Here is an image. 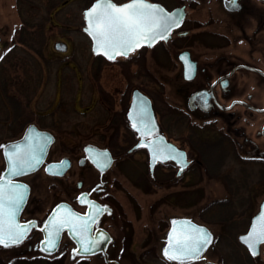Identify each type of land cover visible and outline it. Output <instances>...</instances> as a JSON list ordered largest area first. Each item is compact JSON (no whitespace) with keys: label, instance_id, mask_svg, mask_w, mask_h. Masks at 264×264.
I'll use <instances>...</instances> for the list:
<instances>
[{"label":"rangeland","instance_id":"rangeland-1","mask_svg":"<svg viewBox=\"0 0 264 264\" xmlns=\"http://www.w3.org/2000/svg\"><path fill=\"white\" fill-rule=\"evenodd\" d=\"M22 1L28 4L27 9L19 7L17 11L14 0H5L0 7V29L5 32L2 37L6 42L0 52V70H3L2 76L10 83L7 92L18 101L15 106L16 113L12 112L11 107L6 108V111L0 110V142L18 138L27 124L34 123L40 129L50 130L55 134V144L50 149L48 160L74 155L80 146L85 144L84 142L90 140L100 145L115 146V143H111V138L117 136L119 140L117 146H122L129 132L121 125L105 126L108 121L105 119H109L116 110L107 113L101 104V98L105 96L106 90L112 93L114 88L126 91L134 86L144 85L151 89V96L160 111L167 109L168 135L178 140L177 143L189 152L188 159L191 163L178 177L177 167L173 164L158 168L157 179L167 180V186L162 188L154 187L148 181L146 156L142 151L118 161L113 166L110 191L121 214L120 225L114 230L124 247L120 258L130 261L131 264H164L151 240L153 235L166 228L165 217L168 219L186 216L197 222L207 205L223 199H231L232 203L226 206V209L220 208V212L228 210L227 213H221L220 218L228 214L230 218L227 221H235L233 230L241 232L236 219L246 223L247 218L257 210L259 201L264 198V183L257 184L252 173L250 176L253 178L252 182L245 188L247 191L236 189L233 193L228 189L230 181L227 174L231 167L230 160L224 161L225 164L220 167L222 174L217 175L205 162V159L211 157L196 156L191 143L187 140L188 133L203 135L204 129L217 132L227 129L228 126L221 122L199 125L190 120L192 119L190 117L181 118L182 114L176 107L177 101L170 95V87L165 82V72L169 68L164 69L166 58L160 56L154 63L150 60L151 66L146 60L140 67L136 65L132 67V55L126 59L118 57L111 61L93 55L91 42L82 28L83 10L95 0ZM56 1L61 3L60 10L52 21L59 27L51 30L50 17L56 9L51 7ZM113 1L121 4L129 0ZM151 1L168 8L177 2ZM21 24L23 30L20 29ZM24 25L27 26L26 30ZM40 25L44 28L37 31L36 26ZM61 41H66L68 47ZM57 42L62 43L58 50L54 47ZM158 52L159 49L157 55ZM64 62L72 63V66L76 67V72ZM143 67L149 68L150 72L146 69L150 73L148 76L143 72ZM249 85L252 106L256 109L262 108L264 89L259 87L254 79L250 80ZM91 98L94 99V105L88 110ZM235 113L242 114V110L237 109ZM263 120L264 113L246 114L245 118L233 124V136L244 131L246 137L252 138L263 148L264 140L254 136L257 125ZM204 126L206 127L203 128ZM235 138L242 141L240 137ZM2 167L0 153V170ZM234 176L232 174L230 178ZM30 178L36 200H41L44 205L40 212H44L56 201L55 198L59 195L58 188L42 172ZM207 216L211 215L205 213L201 220L217 232L227 231L222 220L225 221L228 217L222 220L217 218L211 222L206 219ZM229 243L231 249L236 245L235 239L233 241L232 238L229 239ZM225 249L222 247L223 253L227 252ZM20 258L18 251L14 249L0 250V264H67L66 260H59L60 258L56 261H40L33 258L26 262Z\"/></svg>","mask_w":264,"mask_h":264},{"label":"flooded vegetation","instance_id":"flooded-vegetation-1","mask_svg":"<svg viewBox=\"0 0 264 264\" xmlns=\"http://www.w3.org/2000/svg\"><path fill=\"white\" fill-rule=\"evenodd\" d=\"M4 1L0 0V7H2ZM148 1L158 3L151 0ZM176 1V5L171 8L161 4L167 11L181 8L183 12L179 27L169 32L167 40H159L152 46H142L129 55L121 57L126 59L132 55V67L135 65L140 67V64L146 62V60L149 63L150 60L154 63V60L160 56L166 58L169 66H167L166 62L164 69L169 68L165 72L166 75L164 74L165 82L170 87V95L177 101V105H175L182 114L181 118L185 116L190 117L192 118L190 120L199 125H209L211 122L219 124L221 122L228 126L227 129L217 132L204 129L202 130V132L205 131L203 135H201L202 133H188L187 140L191 143L196 156H200V158L212 156L214 163L211 166V170L217 175L222 174L220 173L222 171L220 167L222 168L225 164L224 161L226 159L230 160L231 167L227 174L230 181L228 189L233 191V193L236 189L247 191L245 188H247L246 185L248 186L252 182L253 178L250 177L252 173H254V179L257 181V184L264 183V146L262 148L252 138L246 137L244 131L235 136L241 138L242 141H239L233 136L234 130L232 126L239 119L245 118L246 114L256 115L264 113V105L262 108L257 109L261 111L248 108V106L253 107L250 101V89H248L250 80L254 79L259 87L264 89V0ZM113 2L116 3L115 1ZM60 4V2L56 1L54 6L51 7L56 8L50 17L51 30L59 27L52 20L57 16ZM14 6L18 11L19 7L27 9L28 4L22 0H14ZM43 28V25L36 26L37 31H42ZM20 29L23 30L22 24ZM24 29L26 30L27 26L24 25ZM31 30H33V27ZM3 34L5 32L0 29V52L2 47L6 45L2 37ZM62 43L68 47L66 41ZM157 49H159L158 55ZM64 63L76 72V67H73L72 63ZM149 65L151 66V63ZM153 68L155 67L153 66ZM146 69L150 72L149 68L146 67H143V72L148 76L150 73ZM143 87L141 85L134 86L126 91H122L121 88H114L112 89V93L106 90L105 96L101 98V104L107 113L113 111V109L116 110L109 119H105V121L108 120L105 126H108V124L109 126L121 125L129 132V136L126 137L125 144L122 146H117L119 143L117 136L116 138H111V143H115V146L100 145L92 140L84 142L85 144L97 145L98 148L106 149L109 152L112 164L107 171H99L89 160L88 154L83 153L81 146L76 154L64 156L69 158L70 167L63 175H46L44 169H40L37 173H44L48 180L57 186L59 193L58 197L55 198L56 201L52 202L44 212H40V209L44 208L42 201L36 200L34 196V187L32 180H30L32 179L30 177L34 174L25 178L26 182L31 185V193L20 214V222L35 220L37 229L29 234L21 248L14 249L18 251L21 261L24 260L26 262V260L30 261L33 258L36 260L40 259V261H56V259L60 258L59 260H66L67 264H131L130 261L120 258L124 247L114 232L120 225L121 214L110 191L113 182L112 168L118 161L130 157L138 151H142L146 156L148 181L154 187L162 188L167 186V180L162 181L157 179L156 171L162 166H167V164L172 165V163L157 162L151 173L148 168L149 154L147 149L140 147L131 151L132 147L141 138L131 128V124L127 118V112L135 90L149 99L163 136L180 146L177 143L178 140H174L168 135L167 109L161 112L154 98L151 96V89ZM93 105L94 99L91 98L88 110ZM237 109H241L242 114H236L235 110ZM257 126L258 128L254 136L264 140V120ZM143 140L150 141L151 139L150 136H144ZM186 152L188 155L189 152L187 150ZM95 153L91 152L90 154L94 155ZM64 157L53 161H59ZM253 166L255 167L251 168ZM232 174L235 176L230 178ZM251 188L253 189V187ZM81 194L84 195L85 202H81L79 199ZM230 200L223 199L213 202L207 205L206 209L201 212L202 215L197 222L206 225L210 229L213 234L212 245L204 250L200 258L188 263L264 264V242L259 244L258 254L253 255L239 241V237L246 234L250 229L252 219L259 212L264 198L259 201L257 210L247 218L248 220L246 219V223L236 219L237 227H241V232L233 230L235 221H227L230 218L228 214L220 218L221 213L228 212V210L220 212V208L226 209V206L232 203ZM87 202L106 206L99 209V215L96 217L95 222L90 225L92 231L88 234L94 237L97 232H102L106 234L107 238L100 243L97 249H93L91 253H81L80 245L77 244L78 238L73 233L75 238H72L73 236L71 237L65 230L61 232L56 252L53 254L43 252L39 247V242L43 238L40 227L44 224L51 209L56 204L64 203L68 207H61V212L68 213L70 209L72 212L85 215L89 213V204ZM214 208H216L215 211ZM205 213L206 215H211L206 217L211 222L214 219L217 220V218L222 220L228 217L225 221L222 220V223H225L227 231L217 232L207 223L203 222L201 219ZM62 215L64 216V214ZM164 220L166 228L159 234L153 235L151 242L164 264H180L172 263L164 257L163 250L167 244V230L170 226L167 217ZM230 238L233 241L235 239L236 242L233 249L230 247ZM222 247L226 248V253L222 252ZM73 248L77 249L76 253H73Z\"/></svg>","mask_w":264,"mask_h":264},{"label":"snow or ice","instance_id":"snow-or-ice-1","mask_svg":"<svg viewBox=\"0 0 264 264\" xmlns=\"http://www.w3.org/2000/svg\"><path fill=\"white\" fill-rule=\"evenodd\" d=\"M86 18V30L95 42V51L109 59H114L117 54L126 56L142 43H154L158 39L166 38L167 33L177 26L180 20L179 16L166 12L161 5L149 3L148 0H129L123 4L114 3L113 0H96L86 11ZM137 117L139 123L145 126L144 133L148 134L150 130L147 125L150 118L143 107L138 110ZM133 127H136V123H133ZM25 140H32L33 143L23 147L20 144L12 145L13 151H5L8 164L6 171L9 175L0 177V244L4 245L21 243L31 227V222L21 224L16 219L28 188L25 184L13 182L10 176L39 166L42 163L44 145L36 143L35 137L26 136ZM149 148L155 158L160 149L152 145H149ZM79 199L85 202L83 194ZM87 203L89 213L80 215L69 209L66 215L59 218V209L68 206L57 205L56 210L44 222L45 235L42 243L45 251H53L59 246L60 235L65 228L78 238L81 253H91L107 238L102 232H97L94 237L88 234L92 231L90 225L99 215V209L106 206L96 205L94 202ZM258 219L259 224L253 223L247 236L241 237L253 255L258 254V246L264 242V211L259 214ZM176 223L174 220L173 225ZM180 223L188 227L179 233L173 227L172 233L169 234L168 246L164 248V255L169 260L180 262L196 260L211 242V233L190 225L187 220ZM72 251L76 253L77 249L73 248Z\"/></svg>","mask_w":264,"mask_h":264},{"label":"water","instance_id":"water-1","mask_svg":"<svg viewBox=\"0 0 264 264\" xmlns=\"http://www.w3.org/2000/svg\"><path fill=\"white\" fill-rule=\"evenodd\" d=\"M127 2H129V1H127ZM127 2H124V3H127ZM94 3H96V0L93 1L92 4L87 9H85L83 11L84 26L82 28V31L89 37V39L91 41V51H92L93 55L101 56V57H103L105 59H108V60H113V59H109L108 57L104 56L102 53H98V52L95 51V42H94L92 36L90 35V33L86 30L87 27H88L87 18H86V11L89 8H91ZM149 3H152V2H149ZM155 4H159V3H155ZM159 5H161V4H159ZM165 11L170 13V14L177 15V16L180 17L178 25L173 27L171 30L179 27V25L181 23L182 16H183L182 9L181 8H175L172 11H167V9H165ZM168 36H169V32L167 33V37L166 38L158 39L154 43H142L140 47H142V46H152L153 44H155L159 40H167ZM60 46H61V44L59 42L55 43V45H54L56 50H58L60 48ZM140 47H138V48H140ZM138 48H135L134 50H136ZM133 51H131V52H133ZM131 52H129V54ZM117 56L125 57V55L117 54L115 56V58ZM142 107L146 110L147 116L150 118V122H149V126H148V129L150 131H149L148 134L144 133L145 126H142L139 123V118L137 117V112ZM248 108H250L251 110H255V111H261V110L255 109V108H253L251 106H248ZM127 118L129 119V122L131 124V128L134 131H136L137 134L141 137L140 140L132 147L131 151L134 150V149L140 148V147H145L147 149L148 154H149L148 168H149L151 173H152L154 165L157 162H163V163L167 162V163L174 164L177 167L176 177L180 176L181 173L190 165L191 161L188 159L186 150L183 147H180V146L176 145L175 143L167 140L165 138V136H163V134L160 132V129H159V126L157 124L156 118L154 116V113H153V110H152V107H151L149 99L146 98L142 93H140L137 90H135L133 92V99H132V102H131L130 107L128 109V112H127ZM133 123H136V127L135 128L133 127ZM263 132H264V127H263ZM26 136L35 137V142L36 143L43 144L44 145V152H43V154L41 156L42 163H40L39 166H37L35 169L10 176V178H11V180L13 182L25 184L27 186V188H28V191L25 193V201L21 205V210L18 212L17 217H16L17 221L19 223H21V224H25L26 222H31V227H30V229L28 231V234L25 237V239L29 236V234L32 231L37 229V224H36L35 220H30V221H26V222H20V214H21L23 208L25 207V205L27 203V200L29 198V195L31 193V185L26 182L25 178L30 176V175H32V174L37 173V171H39L42 168L44 169L46 175L61 176L70 167V161H69V158H67V157L62 158L59 161L48 160L49 156H50V149L55 144V140H56L55 134L52 131H50V130L40 129L34 123H29V124L26 125V127L23 130V132L21 133V135L18 138L0 142V153H1L2 161H3V167L0 170V177H4V176H8L9 175L7 173V171H6L7 167H8V164H7V160H6V157H5V151H9V152L13 151V149L11 147L12 145L20 144L23 147V146H26L28 144L33 143L32 140H27L26 141L25 140ZM144 136H150L151 140L150 141H144L143 140ZM149 145H152L153 147H156V148L160 149V151L158 152V154H157V156L155 158L152 155V150L149 148ZM173 149H175L177 151H173ZM82 151H83L84 154H88L89 160L91 161V163H93V165L95 167H97L99 169V171L105 172V171H107L110 168V166L112 164V158H111L109 152L106 149H100V148H98L97 145L87 143V144H83L82 145ZM91 152H96V153L94 155H91L90 154ZM181 153H183V155H181ZM49 169H51V170L49 171ZM57 205H64V203L56 204L51 209L50 213L47 215L45 221L48 220L49 217L51 216V214L54 212V210H56ZM61 209L62 208H60L59 211L57 212V217L58 218L62 217L63 216L62 214H64V215L67 214V212H64V213L61 212ZM262 211H264V200L262 201V203L260 205L259 212L252 219L251 226H252L253 223L259 224L258 217H259V214ZM174 220L177 221V223L175 225H173V221ZM184 220L189 221L190 225H194L196 227H201V228L205 229L207 232L211 233L209 228H207L205 225H202V224L196 222L195 220H193L192 217H186V216L170 217V218H168L170 226H169V229L167 230V237H166L167 238V244L165 245V247L168 246L169 234L172 233L173 227H175L177 233L181 232V230L183 228L188 227L187 225H182L180 223V221H184ZM251 226H250V229H251ZM40 228H41L40 230L42 232L43 238L39 242V247L43 250V252H45L47 254L55 253L58 247L55 250H53V251H45L44 250L43 243H42L44 241V235H45V232L43 230L44 229V224ZM250 229L248 230V232L250 231ZM65 230L68 232V234L71 237L73 236L72 238H75L74 235L72 233H70L67 228L63 229L62 231H65ZM248 232L246 234L242 235V236L246 237ZM211 236H212V240L207 245L206 248H208L210 245H212V241H213V234L212 233H211ZM242 236L239 237V241H240V243H242L249 250V248H248L247 244L245 243V241L241 239ZM60 237H61V235H60ZM25 239L21 243L15 244V245L0 244V250H4L5 251V250H9V249L13 250V249L21 248V246H22L23 242L25 241ZM174 239H175V237H174ZM206 248L203 249L202 253L204 252V250ZM163 252H164V250H163ZM250 253H251V251H250ZM164 257H165V255H164ZM165 258L167 260H169L167 257H165ZM169 261L172 262V263L174 262V263H180V264L191 262V261L180 262V261H174V260H169Z\"/></svg>","mask_w":264,"mask_h":264},{"label":"trees","instance_id":"trees-1","mask_svg":"<svg viewBox=\"0 0 264 264\" xmlns=\"http://www.w3.org/2000/svg\"><path fill=\"white\" fill-rule=\"evenodd\" d=\"M1 70H0V110L6 111L5 110L6 108L11 107L12 112L16 113L17 111H15L16 110L15 106L17 105L18 101H17V99H15V97L13 95H9V93L7 92V89L10 86V83L5 76H2L3 70L2 71ZM10 112H11V110H10ZM205 162H207L208 166L211 167L212 164L214 163L213 157L211 156V158L208 160L205 159Z\"/></svg>","mask_w":264,"mask_h":264}]
</instances>
